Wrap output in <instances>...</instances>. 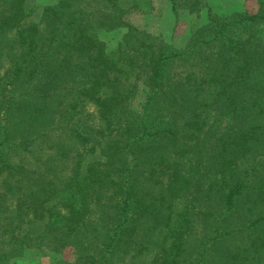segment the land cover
Listing matches in <instances>:
<instances>
[{"label":"trees","instance_id":"obj_1","mask_svg":"<svg viewBox=\"0 0 264 264\" xmlns=\"http://www.w3.org/2000/svg\"><path fill=\"white\" fill-rule=\"evenodd\" d=\"M169 1L182 47L153 0H0V264H264V0Z\"/></svg>","mask_w":264,"mask_h":264},{"label":"rangeland","instance_id":"obj_2","mask_svg":"<svg viewBox=\"0 0 264 264\" xmlns=\"http://www.w3.org/2000/svg\"><path fill=\"white\" fill-rule=\"evenodd\" d=\"M210 5L219 13L231 11H257L256 0H208ZM35 7V14L31 20L37 22L40 17L42 8L46 5H53L56 0H30ZM154 10L149 14L135 13L129 17V22L135 26L146 29L155 34H161L164 41L175 46L182 47L188 40L191 30L199 26L204 20V13L201 16L191 14L187 9H178V19L175 21L171 2L169 0H153ZM124 30L113 33H102L100 38L107 44L108 48L114 49L117 42L122 38ZM88 114V124L94 125L98 121L97 110L94 106L86 107ZM61 135L57 134L54 138L58 141ZM59 138V139H58ZM67 143V142H66ZM63 258L66 260L73 259V252L67 249L63 252ZM13 264H51L49 255L46 250H27L23 257L17 258Z\"/></svg>","mask_w":264,"mask_h":264}]
</instances>
